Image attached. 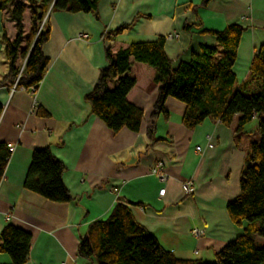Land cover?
<instances>
[{
    "label": "crops",
    "instance_id": "obj_1",
    "mask_svg": "<svg viewBox=\"0 0 264 264\" xmlns=\"http://www.w3.org/2000/svg\"><path fill=\"white\" fill-rule=\"evenodd\" d=\"M201 2L100 0L96 13L51 12V34L44 46L49 65L38 89L0 86V142L12 150L0 182V235L7 223L32 233L25 264H92L79 256L78 245L90 223L108 218L119 198L135 203L131 209L137 221L180 259L214 261L243 233L246 223H233L227 204L240 194L246 153L255 141L248 124L237 132V118L231 125L207 118L189 129L182 123L186 104L173 97L165 102L167 112L152 118L159 88L155 68L134 58L128 75L136 85L127 99L145 112L138 131L123 128L115 133L91 114L84 99L107 64V46L116 52L166 36L165 50L178 64L189 61L203 44L216 43L203 30L220 31L232 23L246 27L233 67L238 83L245 81L264 43V0H211L206 7H190ZM134 20L114 41L103 39L107 30ZM185 21L195 25L184 28ZM24 23L28 34L29 11ZM4 32L10 39L17 35L8 9L0 10V80L9 69ZM116 85V80L109 82L110 88ZM153 120L156 141L148 135ZM44 147L66 165L63 180L76 200L53 202L24 187L33 151ZM158 163L164 182L153 173ZM187 182L194 192H186ZM194 229L204 234L198 237ZM10 263V256L0 253V264Z\"/></svg>",
    "mask_w": 264,
    "mask_h": 264
},
{
    "label": "trees",
    "instance_id": "obj_2",
    "mask_svg": "<svg viewBox=\"0 0 264 264\" xmlns=\"http://www.w3.org/2000/svg\"><path fill=\"white\" fill-rule=\"evenodd\" d=\"M211 0L190 4L193 10L206 7ZM100 0H0V10L8 9L17 35L10 39L2 35L4 55L9 63L8 72L0 86L15 83L35 92L42 82L49 65L44 46L49 40L51 12L96 13ZM30 13V31L26 34L25 14ZM136 20L107 30L103 39L114 41L130 30ZM195 24L185 21L184 28ZM202 27V23L197 24ZM246 30L241 24L232 23L223 30H203L216 37L214 45L203 44L189 61L175 64L165 50L166 36L156 40L132 43L127 48L105 50L107 64L100 69L98 79L85 96L91 114L99 117L115 133L123 128L138 131L145 112L127 99L135 87L136 79L128 72L131 58L155 68L154 83L159 86L158 98L152 118L166 113L168 97L186 104L182 123L195 129L207 118L231 125L237 118V132L242 131L255 117L259 120V139L250 143L242 177L240 194L228 202V214L237 226L246 227L236 239L228 242L214 261L180 259L173 251L163 247L157 237L137 221L132 203L119 198L108 218L88 226L78 245L82 258L97 264H264V247H258L257 234L264 237V43L253 57L249 77L241 84L233 67L237 61L241 38ZM116 80L114 88L109 82ZM3 106L0 103V117ZM155 120L148 128V135L156 141ZM12 150L0 142V182L7 168ZM66 165L50 147L33 151L24 187L53 202L76 200L63 180ZM137 204V203H136ZM140 205V204H137ZM33 235L31 232L7 223L0 235V253L11 258L10 264H25L30 255Z\"/></svg>",
    "mask_w": 264,
    "mask_h": 264
},
{
    "label": "built area",
    "instance_id": "obj_3",
    "mask_svg": "<svg viewBox=\"0 0 264 264\" xmlns=\"http://www.w3.org/2000/svg\"><path fill=\"white\" fill-rule=\"evenodd\" d=\"M80 37H84V35L81 34ZM17 83H18V78H17V80H16L15 83H14V87H16ZM210 146H212V145H210ZM197 149H198V150H202V147H201V146H197ZM161 166H162V165H161L160 163L156 164V165L153 167V173H155V174L161 176V179H162V181L164 182V181L166 180V175H165L163 172H161V169H162ZM184 187H185L186 192H188V193H192V192L195 191L194 186H192V184L189 183V182L185 183V184H184ZM165 192H166V188H165V186H163V187L161 188V190H160V194H161V195H164ZM193 233H194L196 236H198V237H200V236H202V235L204 234L203 231H201V230H199V229H194V230H193Z\"/></svg>",
    "mask_w": 264,
    "mask_h": 264
},
{
    "label": "rangeland",
    "instance_id": "obj_4",
    "mask_svg": "<svg viewBox=\"0 0 264 264\" xmlns=\"http://www.w3.org/2000/svg\"><path fill=\"white\" fill-rule=\"evenodd\" d=\"M259 120H253L246 127L247 132L250 134L252 139L258 140L259 132H258ZM254 239L258 247H264V237H261L257 234L254 235Z\"/></svg>",
    "mask_w": 264,
    "mask_h": 264
}]
</instances>
